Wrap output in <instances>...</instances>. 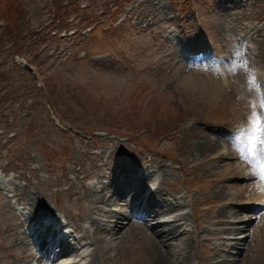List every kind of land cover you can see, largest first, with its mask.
I'll return each instance as SVG.
<instances>
[{
	"label": "rangeland",
	"instance_id": "obj_1",
	"mask_svg": "<svg viewBox=\"0 0 264 264\" xmlns=\"http://www.w3.org/2000/svg\"><path fill=\"white\" fill-rule=\"evenodd\" d=\"M17 1L32 32H38L40 22H51L54 12L66 30L58 36L50 32L53 41L46 40L34 52L38 59L29 60L36 73L28 80L29 89H22L26 98L2 103L0 264L21 262L22 250L12 248L19 231L10 204L18 215L28 212L34 186L65 219L88 198L84 187L95 180L84 177L107 159L111 171L124 161L140 171L150 158L168 167L165 187L179 190L182 211L191 217L193 212L203 228L206 215L212 221L220 206L251 217L246 229L234 234L244 240L234 247L236 264H264V201H252L264 194V181L254 168L248 176L253 166L241 155L254 116L264 118V0ZM6 7L0 0V10ZM76 28L80 34L71 36ZM182 47L208 49L218 64L189 63L178 50ZM200 122H207V133L232 151L228 161L239 173L223 183L218 180L222 176L213 175L220 164L209 161L211 154L192 160L185 148L194 141L190 134L199 133L188 128L203 129ZM260 144L264 129L257 131ZM215 186L226 194L237 187L240 196L231 203L215 202L206 197ZM15 187L25 190L21 204L13 196ZM106 207L124 210L119 203ZM198 235L192 258L206 261L211 258L206 245L216 240L210 232ZM148 237L128 241L124 255L110 264H132L130 257L142 254L139 242L146 244ZM82 244L75 243L73 256L84 254Z\"/></svg>",
	"mask_w": 264,
	"mask_h": 264
},
{
	"label": "bare ground",
	"instance_id": "obj_2",
	"mask_svg": "<svg viewBox=\"0 0 264 264\" xmlns=\"http://www.w3.org/2000/svg\"><path fill=\"white\" fill-rule=\"evenodd\" d=\"M200 123L204 125L203 129L196 126L188 128L196 134L199 130V133L195 137L190 134L189 138L193 137L194 141H187L185 148L192 160L211 154L209 161L220 164L217 168L214 166L213 169H216L213 175L222 176V180H218L223 183L227 176L239 173L237 166L228 161L232 151L223 147L219 138L207 133L209 125L207 122ZM148 162L150 164L140 171L137 168L132 169L135 164L128 161H124L122 165L119 163L111 171L107 159L96 173L95 170L89 172L88 177H93L95 182L89 187H84L88 191V198L83 200L77 209H72V214L64 217L72 230L61 221V216L56 217L58 211L53 212L51 205L39 193L41 190L35 186L36 193L28 194L29 201L25 207L28 212L18 215L10 204L13 215L17 217L16 230L19 231L18 238H13L12 248L18 247L23 254L21 262L18 261L17 264H54L60 260V256L63 263H68L69 258L77 250L75 243L81 242L91 250L80 261L78 259L69 264L80 263L82 259H84L82 264H110L118 261L120 254L124 255L123 249L126 248L128 241L140 239L145 234L149 236L146 244L139 242L142 254L133 258L131 256L132 264H190L194 259L192 252L195 242H199L201 238L198 232L201 231L210 232L216 242L211 243L210 247L206 245L211 251L209 254L211 258L206 261L193 260L195 264H236L238 252L234 247L244 240L238 239L234 234L245 230L247 220L251 217L244 218L237 215L233 209L220 206L212 221L206 215L203 219L206 227L203 228L201 222L194 218L193 212L191 217L182 211L184 203L179 198H183V195L179 190L174 193L165 187L170 177L168 167L158 162L155 164L156 161L151 158ZM111 172H115L113 177L110 175ZM252 174L253 170L250 169L248 176ZM216 177L211 180H216ZM238 190L226 194L219 186H215L206 193V197L212 198L215 202L216 199L222 198L226 199V203H231L239 198ZM23 194L25 190L15 187L13 196L15 195L20 204L22 199L19 195ZM203 200L207 199L204 197ZM252 201L263 202L264 194L257 195ZM194 202L196 200H192V205ZM118 203L123 205V211L118 208L114 212L111 207H106L117 206ZM34 213L36 215H33ZM191 223L193 227H190ZM209 225L216 227L212 229ZM6 229L9 231L8 227ZM58 233H63L60 238L56 236ZM55 244L59 247L53 249ZM100 258L101 262L98 261ZM139 259L141 263L138 262Z\"/></svg>",
	"mask_w": 264,
	"mask_h": 264
},
{
	"label": "trees",
	"instance_id": "obj_3",
	"mask_svg": "<svg viewBox=\"0 0 264 264\" xmlns=\"http://www.w3.org/2000/svg\"><path fill=\"white\" fill-rule=\"evenodd\" d=\"M4 1L9 7L0 10V21H2L0 25V59H3L0 61V114L2 103L6 105L4 102L13 101L16 97L26 98L27 91L23 92L22 89L28 90V80L33 79L29 72H26L11 60V56L18 54L26 58L28 62L30 60L33 63L34 60L38 59L34 52L50 38L47 34L48 32L44 33L45 28H41L38 32H32L28 28L29 23L25 19L26 16L20 1ZM52 15L53 22L57 26V24L61 23L60 15L57 16L55 12ZM42 24L41 22L39 23L40 26ZM26 43L32 45L28 46ZM5 67L8 68L6 69ZM2 88H5L4 93H1ZM33 89L40 90L35 87ZM14 92H16V96L12 95ZM1 121L0 119V126Z\"/></svg>",
	"mask_w": 264,
	"mask_h": 264
},
{
	"label": "snow or ice",
	"instance_id": "obj_4",
	"mask_svg": "<svg viewBox=\"0 0 264 264\" xmlns=\"http://www.w3.org/2000/svg\"><path fill=\"white\" fill-rule=\"evenodd\" d=\"M236 55L239 56L240 53ZM258 129H264V118L254 116L251 130L243 138L245 146L241 150V155L252 164L254 174L264 181V144L257 145Z\"/></svg>",
	"mask_w": 264,
	"mask_h": 264
}]
</instances>
